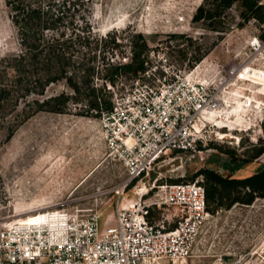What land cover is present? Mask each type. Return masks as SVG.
Instances as JSON below:
<instances>
[{
  "label": "rangeland",
  "instance_id": "1",
  "mask_svg": "<svg viewBox=\"0 0 264 264\" xmlns=\"http://www.w3.org/2000/svg\"><path fill=\"white\" fill-rule=\"evenodd\" d=\"M260 4L264 6V0ZM201 6L215 12L212 1L207 0H95L88 5V11L78 12L74 18L70 14L68 29L76 43L72 54L75 57L80 54L75 35L84 25L82 15L89 18L96 39L101 40L99 43L109 44L114 37L120 43L115 51L107 49L105 54L98 51L96 63L100 71L104 59L124 63L132 37L144 35L152 49L150 64L179 80L172 95L181 96L188 75L191 81L210 85V97L216 99L219 107L209 115L204 145L212 141L242 155L263 136L264 49L257 53L253 44L257 38L264 41V23L258 18L244 22L243 9L238 4L232 6L233 11L231 8L224 11L221 18L194 22L193 17ZM19 49L9 12L4 0H0V58ZM102 76L100 73L99 77ZM133 79L125 75L114 89L110 85L106 88L105 94L114 96L113 100L117 94L118 109L123 113L141 110L142 104L138 103L149 97L145 87L133 89ZM156 79L152 76L151 85L163 95L170 94V88ZM94 81L95 86L103 87V80L96 77ZM131 91H135L133 96L139 101L135 105L122 101ZM62 92L77 97L71 88L59 83L50 85L40 99ZM82 99H73L65 114L40 112L20 127L10 142H5V133L0 132V229L4 223L31 216L36 211L61 207L93 210L101 214L102 227L112 226L117 221V205L136 200L137 197H131L136 188L171 184V180L177 179L191 182V177L202 168L230 174L222 168L226 154L217 149L173 152L158 164L150 177L123 192L127 179L125 167L110 157L101 119L86 114L89 100ZM198 120L193 125L198 122L202 127ZM263 167L264 155L234 177H247ZM167 215L176 218L173 210L167 211ZM263 241L264 199L258 198L250 206L236 204L210 214L191 258L176 264H213L220 256L231 260Z\"/></svg>",
  "mask_w": 264,
  "mask_h": 264
},
{
  "label": "built area",
  "instance_id": "2",
  "mask_svg": "<svg viewBox=\"0 0 264 264\" xmlns=\"http://www.w3.org/2000/svg\"><path fill=\"white\" fill-rule=\"evenodd\" d=\"M256 40L254 49L262 52L264 41ZM130 56L129 52L124 63ZM159 71L152 66L133 79V89L145 87L151 92L147 91L146 101L138 103L135 91L122 98L134 105L142 104L141 110L119 111L115 94L113 111L100 118L109 155L127 172L123 192L133 181L137 184L150 177L173 152L203 151L209 144L204 145V137L208 136L204 118L213 108L214 98L210 97L211 91L206 92L208 85L191 82L188 75L181 96L172 95L179 80L166 73L162 77ZM152 76L172 92L163 95L149 82ZM196 119L203 124L200 130L196 128L198 122L193 125ZM156 186L133 190L131 197L137 199L117 205V221L112 226L102 227L98 212L70 207L36 211L31 215L34 223H24L22 219L4 223L0 229V264L186 263L210 216L204 177ZM171 210L175 211L174 219L166 217ZM213 264H264V241L234 259L220 256Z\"/></svg>",
  "mask_w": 264,
  "mask_h": 264
},
{
  "label": "trees",
  "instance_id": "3",
  "mask_svg": "<svg viewBox=\"0 0 264 264\" xmlns=\"http://www.w3.org/2000/svg\"><path fill=\"white\" fill-rule=\"evenodd\" d=\"M94 1L4 0L20 48L17 53L0 58V132L5 133V142H10L19 128L40 112L65 114L73 99H88L89 104L85 105L86 114L101 118L104 113L112 112L115 106L114 96L105 94L107 85L115 88L119 78L125 75L136 78L152 68L149 61L152 51L149 42L144 35L137 34L132 37L130 60L127 63H115L112 58L113 61L104 59L100 71L101 67L96 63L98 51L104 54L107 49L115 51L120 43H117L116 37L109 44L99 43L101 40L96 39L86 15H82L84 25L79 29L80 33L75 35L80 54L78 57L72 54L76 43L73 36L70 37L68 29L70 14L74 18L76 13L88 11V5ZM207 1H212L215 12L201 6L193 17L194 22L221 18L224 11L238 4L243 9L244 22L250 18H258L264 23V6L260 4V0ZM72 22L74 26L75 21ZM238 25L243 26V23ZM100 73H103L101 78ZM158 73L165 76L162 71ZM96 77L104 81L103 87L95 86ZM59 83L71 88L77 97L73 98L70 93L62 92L44 100L40 99L45 96L50 85ZM262 130L263 136L258 144H252L242 155L236 149H227L213 142L206 147L226 154L227 159L222 168L230 172L229 175H223L215 169L202 168L191 177V182L196 181L199 176L204 177L207 209L210 214H215L222 208L231 209L236 204L250 206L256 199H264V167L247 177H234L236 172L264 155V119ZM199 148L203 149L201 145ZM187 181L177 179L170 182L179 184L188 183ZM136 182L133 181L127 188L131 189Z\"/></svg>",
  "mask_w": 264,
  "mask_h": 264
},
{
  "label": "bare ground",
  "instance_id": "4",
  "mask_svg": "<svg viewBox=\"0 0 264 264\" xmlns=\"http://www.w3.org/2000/svg\"><path fill=\"white\" fill-rule=\"evenodd\" d=\"M197 69V68H196ZM195 69V70H196ZM189 80H190V75H189ZM191 81V80H190ZM191 82H193V81H191ZM194 82H196V81H194ZM211 91V87H210V85H208V89L206 90V92L207 93H209ZM211 105H213L212 107L213 108H211V109H209L207 112H206V114H205V118H204V121H206V123H207V125H209V121H208V118H210L209 117V115H211L213 112H215L216 113V111H217V109H218V105H217V103H216V99L215 100H213V102L211 103ZM197 129H199L200 130V126L198 125L197 127H196ZM142 191H145V188H143L142 189ZM36 220L34 219V216H29V217H24V218H22V222H24V223H34Z\"/></svg>",
  "mask_w": 264,
  "mask_h": 264
}]
</instances>
